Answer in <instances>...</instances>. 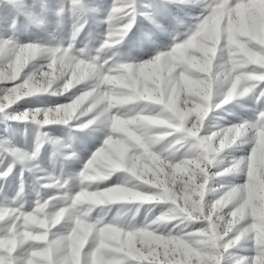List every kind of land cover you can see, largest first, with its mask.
Segmentation results:
<instances>
[{
    "label": "clouds",
    "instance_id": "1",
    "mask_svg": "<svg viewBox=\"0 0 264 264\" xmlns=\"http://www.w3.org/2000/svg\"><path fill=\"white\" fill-rule=\"evenodd\" d=\"M181 4L199 11H169L165 25L140 0H68L67 26L61 3L51 31L33 43L0 44V112L44 94L68 96L7 113L37 126L62 125L65 134L38 127L36 149L14 151L0 175L15 163L31 171L45 142L68 160L78 158V133L100 137L80 169L47 173L42 187L53 191L34 189L21 223L8 229L31 264H80L82 252L85 264L89 257L91 264H121L118 254L171 253L182 241L208 257L224 245L255 246L264 258V182L253 191L251 151L243 154L247 145L264 161V0ZM146 16L170 43L140 59L130 37L134 28L143 36ZM27 19L45 24L31 11ZM249 101L253 116L244 117L236 110ZM230 175L245 180L232 183ZM218 178L224 182L213 186ZM25 195L21 183L13 212L24 209Z\"/></svg>",
    "mask_w": 264,
    "mask_h": 264
},
{
    "label": "rangeland",
    "instance_id": "2",
    "mask_svg": "<svg viewBox=\"0 0 264 264\" xmlns=\"http://www.w3.org/2000/svg\"><path fill=\"white\" fill-rule=\"evenodd\" d=\"M87 2V0H86ZM96 3H111V0H94ZM166 2V8L161 7L160 0H140L142 7L145 11H151L156 19H162L165 25H169V19H163L165 15L170 11L173 14L183 15L185 11H190L193 15L199 11V8H189L181 3H168ZM64 5V13L62 16L65 20V26L68 24V0H25V8L27 11L38 14L45 20V24L41 27H36L31 24L27 17L22 18L20 24L15 30V35L19 37L21 41H34L38 37L45 34V30L51 31L55 26L56 10ZM183 9V11H180ZM140 25L142 26L143 33H148L152 36L151 43H135L137 45L135 55L140 59L149 58L155 48H163L170 43V37L161 34L147 19L141 18ZM87 31V27L85 28ZM0 32L9 34L6 30V26L0 25ZM133 33H136V29H133ZM83 35V33L81 34ZM68 100V96H53L50 94H44L38 98H29L28 103L18 102L13 104L5 112H0V172L4 171L8 164L13 161L12 153L14 151H26L28 153L33 152L36 149V130L39 127L41 132H48L54 136H63L65 134V128L62 125H43L37 126L30 121H17L8 117L7 113H19L24 108L29 107H43L47 105H54L65 103ZM249 107L245 109H237L240 115L244 117H252V104L251 101L247 102ZM228 107V106H225ZM218 114L226 117L227 120H234L235 117L229 115L227 112H220ZM78 138L74 142V147L77 150L78 158L63 160L55 155V148L48 142H45L40 147L35 160L32 162L36 167L29 170V167H22L21 164L15 163L11 172L6 179H0V205L9 204L12 207H16L15 202H11V197L14 196L17 189L23 183L25 190L24 199L27 203L24 204V210H29L31 202L36 199V191L39 190L41 195L50 194L52 189H45L42 185L46 182V174L52 173L54 175H69L72 171L78 170L82 167V164L86 161L90 153L100 143L99 134L89 136L85 133H78ZM250 150V146H244L243 154H247ZM240 155V152L235 153ZM215 171L216 169H212ZM36 177H40L39 182L36 181ZM232 183H242L245 180L244 175H230L226 178ZM115 177L111 178L110 182H114ZM224 181L219 178L213 182V186ZM35 189V190H34ZM144 216V209L138 216V221L142 220ZM23 249L18 251L22 252ZM251 255V247H231L224 255L223 264H234L239 257Z\"/></svg>",
    "mask_w": 264,
    "mask_h": 264
},
{
    "label": "snow or ice",
    "instance_id": "3",
    "mask_svg": "<svg viewBox=\"0 0 264 264\" xmlns=\"http://www.w3.org/2000/svg\"><path fill=\"white\" fill-rule=\"evenodd\" d=\"M168 3H182L183 0H167ZM206 3L218 2V0H205ZM28 11L25 8V0H0V25L6 26L9 34L0 32V44L8 41L10 38L21 44L33 43L34 41H21L15 35V30L22 18H26ZM145 19L152 23V17L146 16ZM152 36L144 33L139 36L134 33L130 37V43L135 44L141 42L144 44L151 43ZM264 99V98H262ZM251 157L249 160L250 173L249 179L253 181L251 187L253 191L258 188V184L264 182V177L260 175V169L264 166V161H261L257 156V149L252 148ZM5 171V170H4ZM2 171V172H4ZM11 172V171H10ZM9 172V173H10ZM8 173V175H9ZM8 175H0V179H6ZM14 207L9 204L0 205V264H31V261L25 251L23 254L19 252L26 246L21 244L19 240L14 239L13 235L8 231L12 229L15 232L16 225L20 224L23 217L21 213L24 209L12 211ZM5 209L7 215H5ZM20 217V219H17ZM15 221V224H13ZM230 246L220 245L219 250L211 257H208L202 250L193 247L189 242H179L177 247L169 253L168 251H151L149 253L135 252L118 254L121 264H223L224 255L230 249ZM264 259L260 256L255 246L251 247V255L243 256L242 261H235L234 264H258ZM80 264H85L84 253H81ZM88 264H91V258L88 259Z\"/></svg>",
    "mask_w": 264,
    "mask_h": 264
}]
</instances>
